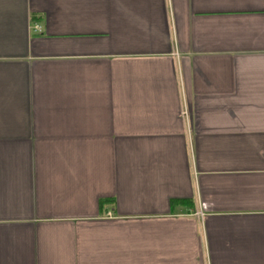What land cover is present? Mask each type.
Returning a JSON list of instances; mask_svg holds the SVG:
<instances>
[{
  "label": "crops",
  "instance_id": "1",
  "mask_svg": "<svg viewBox=\"0 0 264 264\" xmlns=\"http://www.w3.org/2000/svg\"><path fill=\"white\" fill-rule=\"evenodd\" d=\"M0 264H264V0H0Z\"/></svg>",
  "mask_w": 264,
  "mask_h": 264
},
{
  "label": "built area",
  "instance_id": "2",
  "mask_svg": "<svg viewBox=\"0 0 264 264\" xmlns=\"http://www.w3.org/2000/svg\"><path fill=\"white\" fill-rule=\"evenodd\" d=\"M36 31L39 32V29L36 27Z\"/></svg>",
  "mask_w": 264,
  "mask_h": 264
}]
</instances>
